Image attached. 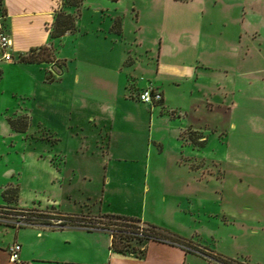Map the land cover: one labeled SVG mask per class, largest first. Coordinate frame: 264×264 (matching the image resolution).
Returning <instances> with one entry per match:
<instances>
[{
	"label": "crops",
	"instance_id": "0c3cea01",
	"mask_svg": "<svg viewBox=\"0 0 264 264\" xmlns=\"http://www.w3.org/2000/svg\"><path fill=\"white\" fill-rule=\"evenodd\" d=\"M117 4L80 1L78 10L103 21L93 37L76 16L72 30L50 36L55 14L75 10L64 0H0L12 55L0 61V204L1 190L16 186L18 207L131 216L217 255L264 264L259 205L233 210L224 191L216 198L232 158L264 156V0H146L130 7L138 32L128 37L121 21L111 29ZM41 47L49 57L20 59ZM144 87L157 88L161 101L138 100ZM21 115L25 128H12L7 118ZM141 161L143 207L119 208L117 173L132 175ZM141 246V254L113 250L99 228L0 222V264H217L156 239Z\"/></svg>",
	"mask_w": 264,
	"mask_h": 264
},
{
	"label": "rangeland",
	"instance_id": "374dc122",
	"mask_svg": "<svg viewBox=\"0 0 264 264\" xmlns=\"http://www.w3.org/2000/svg\"><path fill=\"white\" fill-rule=\"evenodd\" d=\"M144 1L146 0H118V15L114 16L112 19L111 29L114 31L120 30V21L121 25H124V32L128 37V31L130 32L132 29L135 32L136 26H138V19L135 18L134 8L141 9L144 5ZM102 2V1H101ZM220 4V3H219ZM1 6V5H0ZM69 6V5H68ZM78 6V5H77ZM77 6H71L72 10L71 14L76 16L77 24L80 26L81 30H88L85 37H93V30H95L96 24H103L100 22V18L98 14L91 13L89 9L86 7H81L79 10L76 8ZM130 7H134L133 10ZM79 11V14H78ZM143 24V20H141ZM150 24L151 22L148 21ZM140 31V30H139ZM142 35L144 37H151L146 29L143 28ZM62 47V46H61ZM34 57L37 56H45L49 57V52L47 49H39L37 51H32ZM137 94V93H136ZM264 152V150H263ZM232 163L229 167H225L224 178L222 179L225 183V187L217 193V200L220 198L221 193H224L223 204L227 206H231L232 209L238 210V208L243 207L246 203H257L259 206L257 207L262 213H264V156L256 157V158H232ZM143 161L134 163V173L131 175L125 174V172L120 170L117 173V177L115 178L116 182L115 187L118 189L117 194L115 195L116 205L119 208H124L125 204L129 205V207H133L136 210L141 209L142 206V193L141 187L144 185L143 179ZM124 165V164H123ZM216 172H219V168L217 166L213 167ZM125 175L129 177H125ZM212 180L216 183H220V179L216 177V174L211 175ZM149 182V179H147ZM130 185L127 187V194H125L126 190H123V186L127 183ZM151 182V178H150ZM126 196V197H125ZM165 205V202H163ZM143 207V206H142ZM219 207L218 202L214 203V206L211 207L213 210H217ZM236 223V222H235ZM232 227V226H231ZM231 229V228H229ZM236 229V228H235ZM229 231V230H228ZM134 239H130L131 245H138L135 243ZM143 247L141 246L140 249ZM201 261L207 262L208 258L203 257L200 258Z\"/></svg>",
	"mask_w": 264,
	"mask_h": 264
},
{
	"label": "built area",
	"instance_id": "2783aa9c",
	"mask_svg": "<svg viewBox=\"0 0 264 264\" xmlns=\"http://www.w3.org/2000/svg\"><path fill=\"white\" fill-rule=\"evenodd\" d=\"M11 38L6 33L3 22L2 14L0 13V61H8L12 58L11 51ZM138 100L148 103L150 105L159 103L161 101V92L157 88L144 87L136 94ZM0 222L9 223L14 226L22 225H36L43 223L49 227H61L66 224H74L88 229H103L105 230L109 238H113L116 234L136 235L142 236L144 231H148V228L164 233V235H158L155 239L170 244H176L181 246L185 251H192L203 257L214 260L217 264H247L244 261L237 259L226 258L212 252L209 248L196 244L187 239H181L170 235L165 231L157 227H151L150 224L144 223L140 220L134 222L135 226L118 224L117 222H129V220L118 219L109 216H88L81 214H66L58 213L53 208H39L36 206L30 207H0ZM133 229V230H132ZM151 239V238H149ZM20 244L16 241L10 242L7 246L8 258L11 261L17 260L18 250Z\"/></svg>",
	"mask_w": 264,
	"mask_h": 264
},
{
	"label": "trees",
	"instance_id": "16d2710c",
	"mask_svg": "<svg viewBox=\"0 0 264 264\" xmlns=\"http://www.w3.org/2000/svg\"><path fill=\"white\" fill-rule=\"evenodd\" d=\"M81 0H64V3L69 6H77L80 3ZM0 13L3 14L2 8L0 6ZM74 28V16L70 12H64V11H58L55 16L54 20L52 22L51 28H50V36H58L62 34L66 30H72ZM39 49H43L42 47ZM38 49V50H39ZM33 52H29L26 55L20 56L21 60H27V61H33V60H41L47 57L43 56H37L34 57ZM8 122L10 126L14 129L17 130H23L27 124V119L24 115L17 116V117H8ZM16 192L17 188L16 186H5L1 190V195L2 198L6 201L5 204H0V207H17L16 205L12 204L11 202L15 199L16 197ZM2 212H7L6 210H1ZM104 216H109V217H115L118 219H123V220H129V222H117L118 224L122 225H129L131 227H134L135 224L134 222L138 221V218L131 217V216H123V215H117V214H109V215H104ZM151 227H154L151 225ZM133 230V229H132ZM158 235H164V233H161L160 231L154 230L153 228H148V231H144L142 236H136V235H126V234H121L118 233L116 234L113 238L110 240V247L113 250L116 251H133L135 253L141 254L143 252V248L140 249L139 245L144 242L145 240L151 238L155 239ZM130 239H134L135 243L138 244L134 246L133 244L131 245ZM133 240V241H134Z\"/></svg>",
	"mask_w": 264,
	"mask_h": 264
},
{
	"label": "water",
	"instance_id": "95a60500",
	"mask_svg": "<svg viewBox=\"0 0 264 264\" xmlns=\"http://www.w3.org/2000/svg\"><path fill=\"white\" fill-rule=\"evenodd\" d=\"M49 69L55 74H58L61 71L60 65L58 63H56V62L50 63Z\"/></svg>",
	"mask_w": 264,
	"mask_h": 264
}]
</instances>
